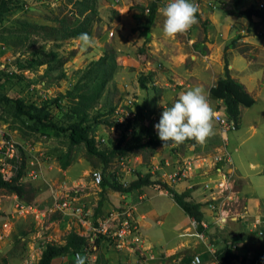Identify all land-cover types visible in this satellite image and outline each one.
I'll return each instance as SVG.
<instances>
[{
    "label": "rangeland",
    "instance_id": "374dc122",
    "mask_svg": "<svg viewBox=\"0 0 264 264\" xmlns=\"http://www.w3.org/2000/svg\"><path fill=\"white\" fill-rule=\"evenodd\" d=\"M155 1L21 0V7L0 21V83L6 73L23 75L25 82H32V91L21 94L22 87L11 80L0 87V94L24 97L38 107L49 103L54 120L66 123L63 117L71 102L67 98L59 102L63 111L52 102L66 95L93 61L114 52L118 70L101 102L90 112L92 117L100 113L101 120L111 121L112 126L101 125L95 133L99 145L109 150L115 149L124 136L117 124L137 117L139 108L144 109L143 116L129 129L126 141L134 145L137 140L146 143L152 136L158 137L154 126L164 108L171 107L180 93L197 86L204 89L213 115L218 111L227 118L223 101L215 103L209 97L210 90L228 72L255 99V105L241 108L234 131H221L213 118L215 135L203 144L195 141L138 148L128 156L118 155L106 170L103 161L89 156L83 145L74 148L72 164L63 170L58 156L68 151V139L50 129L33 131L31 122H25L12 107H0V146L3 140L14 141L21 157L32 161V169L39 174L36 179L28 175L23 178L26 194L19 199L40 212L19 216L14 211L15 194L0 190V264H38L47 244L64 245L72 232L95 238L70 214L55 209V199L66 196L75 204H85L91 214L103 199L98 217L117 213L115 218L121 219L125 211L140 229L136 245L130 239L122 240L114 236L118 219L113 224V237L103 238L99 245L96 240L103 236L89 241L86 264H184L187 257L192 264L195 256L200 257L201 264H219L216 252L223 247L239 254L240 259L233 264H243L245 257L248 264L260 245L258 239L264 229V18L247 20L228 15L235 0H192L199 6L198 23L186 35L166 36L158 9L151 39L146 42L135 30L142 23L136 16L144 11L147 15ZM168 2L161 0L159 8ZM91 7L97 10L90 35L95 41L93 47H82L76 38L54 40L41 34L31 36V43L20 33L29 28L27 25L60 27L62 22L77 26L93 15ZM243 7L255 8L254 1L243 0ZM234 41L235 48L231 46ZM52 51L66 61L62 68L66 78L62 80H57L61 71L46 75L47 65L35 70H21L17 65V60L37 59ZM151 74L153 84L143 88L140 77ZM112 107L113 114L109 111ZM95 170L105 173L109 183L116 179L125 188L140 174L150 173L154 180L167 183L178 193H191L187 199L201 204L205 231L199 230L198 223L165 190L145 187L122 194L108 187L103 197L102 187L92 182ZM89 221L94 222L92 217ZM242 233H255L256 237L246 242L232 239V235ZM74 257L69 254L53 264H77Z\"/></svg>",
    "mask_w": 264,
    "mask_h": 264
},
{
    "label": "trees",
    "instance_id": "16d2710c",
    "mask_svg": "<svg viewBox=\"0 0 264 264\" xmlns=\"http://www.w3.org/2000/svg\"><path fill=\"white\" fill-rule=\"evenodd\" d=\"M161 0L153 2L148 8V14L142 13L141 15L136 16L138 22H142L136 31H140V36L143 37L146 42H149L151 39V30L154 27L157 11L159 9V3ZM21 0H0V21L7 18V15L15 12L21 7ZM87 5V2L83 3ZM89 7V6H88ZM93 12V15L87 16L79 25L69 26L61 22L60 27H48L42 25H27L29 28H24L20 33L24 34V41H30L31 36L43 35L45 38H53L54 40H68L71 38L78 37L81 33H87L91 35V29L93 25V20L97 15L96 8H90ZM144 9H142L143 11ZM228 15H233L247 20H251L254 16L264 18V11L258 10L255 6L250 8L243 7V0H235L232 9L227 12ZM26 25V24H25ZM26 26V27H27ZM15 33V32H14ZM16 38L22 39V36H14ZM23 41V42H24ZM33 43V41L31 42ZM236 41H234L231 46L236 47ZM200 48V47H199ZM203 54H206V50H202ZM65 60L59 58V54L56 51H52L44 56H41L37 59H27V60H17V65L19 69L35 70L44 65H47V74L50 75L54 71H61L58 75L57 80H62L66 78L65 73L62 71ZM118 62L115 56V53L105 54L98 61H93L90 66L84 71L82 77L79 81L69 90L66 95H61L52 103L61 110H64V107L59 104L64 98H67L71 104L69 106L68 112L64 115V121L66 123H61V120L55 121L54 117L51 115L49 103H44L43 106L38 107L35 105L34 101H28L24 97L18 98H9L6 95L0 94V107L8 109L12 107L17 115H21L25 122L30 121L31 130L39 132L44 129L52 130L56 136H63L68 139V151L64 154H60L59 161L61 162V168L66 170L72 164V152L75 147L83 145L87 150V154L91 157H96L103 161L104 169L106 170L110 163L118 155L128 156L135 149H146L163 147V142L157 136H152L151 139L146 141V143H140V140L132 145L130 142L126 141V136L129 129L134 125L139 118L143 116L142 108L138 110V116L135 118H129L128 123L126 124H117L124 131V136L120 144L115 147L113 150H109L106 147L99 145V142L95 138L96 129L101 125L112 126L111 121L108 119L101 120L100 113H97L94 117L91 116V110L95 109L98 103L101 102L103 98V92L107 84L113 80L117 70ZM226 72H228V65H226ZM229 73V72H228ZM227 73V77L221 78L218 80L216 87L210 90V97L215 103L218 101H223L225 107V115L229 121L235 122L238 126L241 116L242 107H252L255 105V99L246 91L245 87L232 79ZM3 83H0V87L7 84V82L13 80L15 86L20 85L22 89L20 90L21 94L26 92H31L32 82L26 81L23 75H13L6 73L3 79ZM153 75L141 76L140 83L143 88H147L148 83H152ZM25 82V83H24ZM24 83V84H23ZM218 105V103H217ZM110 113L115 112V107H112ZM91 122V123H90ZM92 123H94L92 125ZM136 138V135H135ZM192 144L195 143V140H187ZM101 144V143H100ZM184 144V143H183ZM172 146L171 142L169 143L170 147ZM24 159V158H23ZM27 159L25 158L22 161L20 169L13 176L12 181H7L4 177L0 175V190H5L10 194H17L19 198L24 199L26 194L25 183L23 178L26 176V164ZM139 179L132 182L129 187H124L120 183L115 181L109 183L107 176L103 175V182L101 184L102 193L107 190L108 187H111L114 191L128 194L137 190H142L145 187L149 188H159L165 190L170 194H173V200L177 203L178 206L194 221L198 223L199 230L205 231L203 226L204 213L201 211V204L195 203L188 200L191 193H178L173 188L169 187L167 183L154 180L153 176L148 173L144 176L139 175ZM104 196V193L102 195ZM103 199L100 201L99 206L97 207L94 214V221L97 223L98 214L102 211ZM263 237L259 238L260 245L254 249L252 258L249 259L248 264H264V229ZM232 235V239L235 241L246 242L248 239L253 240L256 237L255 233ZM254 236V237H253ZM253 237V239H252ZM105 238H99L96 240V244H100L101 240ZM89 240L85 237L79 236L76 232H72L68 235L65 240L64 245H56L54 243H49L45 246L43 254L38 264H53L56 259L65 257L69 254L75 255L79 252L81 255L85 256L86 251L89 248ZM75 259V257H74ZM240 256L234 250L230 248L223 247L218 249L216 252V260L219 264H233L235 261L239 260ZM191 258H185L184 264H190ZM76 261V260H75ZM77 263V262H76ZM78 264V263H77ZM86 264V262L84 263ZM243 264H247L246 257L243 259Z\"/></svg>",
    "mask_w": 264,
    "mask_h": 264
},
{
    "label": "clouds",
    "instance_id": "9594fccd",
    "mask_svg": "<svg viewBox=\"0 0 264 264\" xmlns=\"http://www.w3.org/2000/svg\"><path fill=\"white\" fill-rule=\"evenodd\" d=\"M163 16V32L172 38L186 35L198 23L199 6L192 0H169L159 8ZM77 40L84 48L93 47L94 38L81 33ZM217 113V112H216ZM155 130L163 147L179 146L187 140H195L203 144L215 135L213 125V109L202 87H194L179 95L178 100L169 108H164ZM83 264V260H81Z\"/></svg>",
    "mask_w": 264,
    "mask_h": 264
},
{
    "label": "built area",
    "instance_id": "2783aa9c",
    "mask_svg": "<svg viewBox=\"0 0 264 264\" xmlns=\"http://www.w3.org/2000/svg\"><path fill=\"white\" fill-rule=\"evenodd\" d=\"M194 1L198 2L199 0ZM253 1L258 10H264V0ZM213 118H215L216 123L219 124L221 131L230 132L237 129V125L235 124V122L229 121L227 118L221 115V113H215V115H213ZM23 160L24 159L23 157H21L20 151L16 143H14V141L10 139L3 140L2 145L0 146V175L4 177L7 181H12L13 176L20 169ZM32 165H34L32 161L27 162L26 175L33 179H36L38 178L39 174H37L38 171L35 173V170L31 167ZM92 182L93 185H95L96 187H101V184L103 182V175L101 171L95 170L93 172ZM14 198V211L19 216L36 215L40 213L37 208L31 205L23 204L17 194L14 195ZM53 205L55 209H57V211H60L64 214H70L72 217H74V219L78 222V225H80L81 228H85V230L87 228L89 233L95 235V238L99 237V235L104 237H113V235L115 234L113 232L115 231L113 230V224L116 225V222L119 219V216L117 215V218H115V214L117 213H113L110 216L99 218L97 223L95 221L92 223L89 220L91 219V217H94V213H89L90 209H88L83 203L77 202V204H75V201L72 198H69L68 196L63 199H55ZM130 219L131 218H129L128 213L123 211L122 218L119 219L120 221H118V230L116 231V234L114 236H118L122 240L130 239V243L136 245L138 242H140V229L138 223L132 222ZM88 223L89 228L87 227ZM81 237L84 236L81 235ZM0 238H2L1 233ZM85 238H87L89 241L92 240V242L95 241V238H92V236L89 237L90 239L88 237ZM75 260L78 264H81V260H83L84 264L85 256L77 252L75 253ZM192 264H201L200 257L195 256L192 260Z\"/></svg>",
    "mask_w": 264,
    "mask_h": 264
},
{
    "label": "crops",
    "instance_id": "0c3cea01",
    "mask_svg": "<svg viewBox=\"0 0 264 264\" xmlns=\"http://www.w3.org/2000/svg\"><path fill=\"white\" fill-rule=\"evenodd\" d=\"M243 83V82H242ZM209 102V101H208ZM209 104H210V102H209ZM221 103H219L218 105H220ZM216 112H218V111H216Z\"/></svg>",
    "mask_w": 264,
    "mask_h": 264
}]
</instances>
